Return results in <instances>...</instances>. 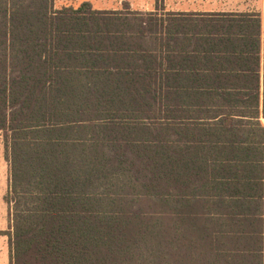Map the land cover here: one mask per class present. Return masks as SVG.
<instances>
[{
	"label": "trees",
	"instance_id": "16d2710c",
	"mask_svg": "<svg viewBox=\"0 0 264 264\" xmlns=\"http://www.w3.org/2000/svg\"><path fill=\"white\" fill-rule=\"evenodd\" d=\"M262 119L264 10L0 0L9 264H264Z\"/></svg>",
	"mask_w": 264,
	"mask_h": 264
},
{
	"label": "rangeland",
	"instance_id": "374dc122",
	"mask_svg": "<svg viewBox=\"0 0 264 264\" xmlns=\"http://www.w3.org/2000/svg\"><path fill=\"white\" fill-rule=\"evenodd\" d=\"M55 7L63 4L78 5L83 0H52ZM97 8H120L123 2H129L132 8H140L154 5L155 0H90ZM264 0H157V5L172 10H197V9H222L226 11H258L263 13ZM8 177L6 161L3 155V143L0 134V264H9L8 236L4 234L9 227L7 206L2 200L1 194L7 187Z\"/></svg>",
	"mask_w": 264,
	"mask_h": 264
},
{
	"label": "crops",
	"instance_id": "0c3cea01",
	"mask_svg": "<svg viewBox=\"0 0 264 264\" xmlns=\"http://www.w3.org/2000/svg\"><path fill=\"white\" fill-rule=\"evenodd\" d=\"M83 1H90V0H83ZM91 2V1H90ZM81 3V2H80ZM92 3V2H91ZM157 4V0H155V3H154V5H151L150 7H145V8H143V9H145V10H148V9H151V8H153V7H155V5ZM63 5H65V4H63ZM68 5V4H67ZM73 5V4H72ZM93 5V4H92ZM93 7L94 8H97V6H94L93 5ZM130 7H131V5H130ZM132 8V7H131ZM97 9H108V8H97ZM133 9H140V8H133ZM260 85H261V91L263 90V66H262V63H261V81H260ZM261 100H262V96H261ZM263 120V123H264V119H262ZM0 134H1V132H0ZM1 139H2V135H1ZM2 143H3V139H2ZM3 155H4V159H5V151H4V145H3ZM5 161H6V172H7V177H8V182H7V187H6V189H5V191L1 194V196H2V200H3V202L6 204V206H7V213H8V205H7V203L4 201V196H5V194H6V191H7V189H8V185H9V165H8V162H7V160L5 159ZM263 199H264V192H263ZM264 216V215H263ZM264 219V218H263Z\"/></svg>",
	"mask_w": 264,
	"mask_h": 264
}]
</instances>
